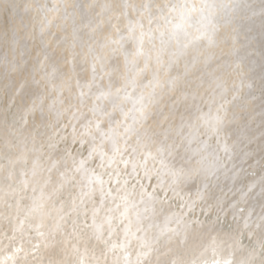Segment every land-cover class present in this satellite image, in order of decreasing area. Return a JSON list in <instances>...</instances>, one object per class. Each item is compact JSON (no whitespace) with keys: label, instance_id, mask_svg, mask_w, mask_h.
<instances>
[{"label":"snow or ice","instance_id":"snow-or-ice-1","mask_svg":"<svg viewBox=\"0 0 264 264\" xmlns=\"http://www.w3.org/2000/svg\"><path fill=\"white\" fill-rule=\"evenodd\" d=\"M29 7L42 35L59 18L53 38L87 48L91 62L51 57L71 69L45 73L47 89L27 109L40 110L32 126L40 140L5 153L0 264H264V180L259 212L250 204L254 186L238 199L209 195L213 180L236 175L229 164L242 155L230 111L243 62L230 66L213 50L247 0H114L100 5L110 13L101 21L82 0ZM174 93L183 111L178 124L165 116V126L154 112Z\"/></svg>","mask_w":264,"mask_h":264},{"label":"bare ground","instance_id":"bare-ground-1","mask_svg":"<svg viewBox=\"0 0 264 264\" xmlns=\"http://www.w3.org/2000/svg\"><path fill=\"white\" fill-rule=\"evenodd\" d=\"M82 2L94 5L92 15L97 21H101L106 20L110 13L102 11L100 5L114 3V0ZM247 2L251 7L238 14L233 24L221 31L217 37V47L213 50L220 61H227L230 66L237 60L243 62L240 98L234 102L230 111L232 125L238 129L237 153L242 155L229 164L230 168H234L236 175L229 173L227 177L221 175L219 181L213 180L209 195L214 193L224 199H238L242 189L247 192L250 186H254L249 194L250 204L259 212L261 181L264 180V15L261 12L262 0ZM30 3L31 0H0V18L8 15L12 17V21L9 22L12 37L8 50H5L7 41L4 38V29L0 27V180L9 174L8 157H5V153L7 152L9 157L20 155L21 140L23 145L28 147L31 146L33 139L40 140L39 135L32 131L33 124L39 122L37 118L41 114L40 110L27 112V109L37 99L38 93L46 91L49 81L45 73H52L53 68L57 67L59 72L70 74L71 65L56 64L51 57L63 54L71 58L74 55L77 64L83 62L85 67L91 62L87 48L72 49L68 45L58 44L53 38V34H61L60 29L55 27L61 24L59 18L54 20L53 26L42 35L41 17L34 8L29 7ZM103 27L105 28L103 34H106L107 25ZM68 31L70 41V26ZM85 31L93 38L102 39L100 32H92L89 29ZM203 51V45L190 49L187 59L190 60ZM97 53L99 54V49ZM46 55L50 57L47 60ZM119 59L120 68L123 70L122 57ZM200 60H203V55H200ZM199 68H203L202 63L196 65V69ZM196 69L192 71L195 72ZM180 70L183 71V61ZM236 83L240 85L241 78H237ZM177 95L178 93L167 94L159 98L154 118L163 122L165 126L169 121L179 123L183 105L173 106ZM48 103L46 100L44 114L51 121ZM165 116L169 117V121L163 120ZM14 117L18 123L14 122ZM25 120L28 127L24 129L21 137L20 125L24 124ZM9 141L11 143H8ZM28 160L29 162L31 160L30 154ZM190 191L195 193L196 187H192Z\"/></svg>","mask_w":264,"mask_h":264},{"label":"water","instance_id":"water-1","mask_svg":"<svg viewBox=\"0 0 264 264\" xmlns=\"http://www.w3.org/2000/svg\"><path fill=\"white\" fill-rule=\"evenodd\" d=\"M23 1V0H22ZM10 19V20H9ZM12 17L8 15V17L3 16L0 18V27H3V33H4V38L7 41L5 44V50H8L9 47V41L12 37V28L10 27V23L12 20ZM261 41V40H260Z\"/></svg>","mask_w":264,"mask_h":264},{"label":"rangeland","instance_id":"rangeland-1","mask_svg":"<svg viewBox=\"0 0 264 264\" xmlns=\"http://www.w3.org/2000/svg\"><path fill=\"white\" fill-rule=\"evenodd\" d=\"M46 36V35H45ZM37 60V59H36Z\"/></svg>","mask_w":264,"mask_h":264}]
</instances>
